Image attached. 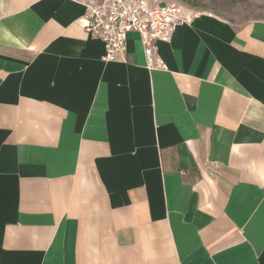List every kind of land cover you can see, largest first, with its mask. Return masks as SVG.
Here are the masks:
<instances>
[{
	"label": "crops",
	"instance_id": "crops-1",
	"mask_svg": "<svg viewBox=\"0 0 264 264\" xmlns=\"http://www.w3.org/2000/svg\"><path fill=\"white\" fill-rule=\"evenodd\" d=\"M99 0H0V264H264V24L210 13L122 55Z\"/></svg>",
	"mask_w": 264,
	"mask_h": 264
},
{
	"label": "built area",
	"instance_id": "built-area-1",
	"mask_svg": "<svg viewBox=\"0 0 264 264\" xmlns=\"http://www.w3.org/2000/svg\"><path fill=\"white\" fill-rule=\"evenodd\" d=\"M194 16L175 3L99 0L86 5L83 28L103 43L105 62L117 60L125 51L127 35L136 33L145 67L166 69L158 56V42H170L176 28L189 24Z\"/></svg>",
	"mask_w": 264,
	"mask_h": 264
},
{
	"label": "rangeland",
	"instance_id": "rangeland-1",
	"mask_svg": "<svg viewBox=\"0 0 264 264\" xmlns=\"http://www.w3.org/2000/svg\"><path fill=\"white\" fill-rule=\"evenodd\" d=\"M158 3H175L193 16L210 13L234 26L253 23L264 24V0H152Z\"/></svg>",
	"mask_w": 264,
	"mask_h": 264
}]
</instances>
